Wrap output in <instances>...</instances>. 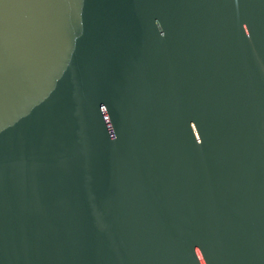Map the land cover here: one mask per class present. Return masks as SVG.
Wrapping results in <instances>:
<instances>
[{
  "label": "water",
  "instance_id": "obj_1",
  "mask_svg": "<svg viewBox=\"0 0 264 264\" xmlns=\"http://www.w3.org/2000/svg\"><path fill=\"white\" fill-rule=\"evenodd\" d=\"M0 264H264V0H0Z\"/></svg>",
  "mask_w": 264,
  "mask_h": 264
}]
</instances>
